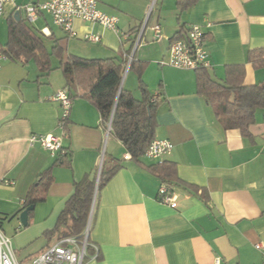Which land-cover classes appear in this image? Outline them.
Wrapping results in <instances>:
<instances>
[{
    "label": "crops",
    "instance_id": "obj_1",
    "mask_svg": "<svg viewBox=\"0 0 264 264\" xmlns=\"http://www.w3.org/2000/svg\"><path fill=\"white\" fill-rule=\"evenodd\" d=\"M150 1L96 0L100 11L118 18L119 33L75 20V37L54 26L46 12L29 23L23 11L15 19L13 6H5L0 48L7 42L8 21L13 18L42 36L48 52L55 43L62 50L61 59L50 57L48 72L32 60L7 59L0 65V229L23 264L55 242V237L44 233L56 225L74 184L86 176L97 178L102 160L106 168L117 166V170L93 196L88 237L99 253L93 259L89 249L84 264H209L214 256L232 264L261 262L255 244H264V108L255 111L248 135L242 136L238 129L224 128L213 108L196 93L194 70L158 62L167 59L170 39L182 27L185 31L198 24L205 35L210 76L225 83L226 68L239 65L243 86L264 83V67L255 68L248 60L250 50L264 47V0H197L186 9H180L176 0H160L143 30L135 58L144 66L141 78L150 95L158 96L155 138L173 144L164 161L175 174L171 182L175 208L158 200L162 181L148 169L157 162L143 155L132 159L110 130L106 132L98 110L81 89L71 90L65 134L56 126L60 107L47 97L65 88L60 61L68 55L121 57L133 32L141 30ZM154 22L161 27L159 41L150 29ZM87 32L99 34L101 40H82ZM131 71L134 76L127 84V74L122 85L133 94L138 76ZM48 133L62 136L66 157L30 143L31 135ZM47 168L53 181L46 198L34 205L23 226L17 213L37 174Z\"/></svg>",
    "mask_w": 264,
    "mask_h": 264
},
{
    "label": "trees",
    "instance_id": "obj_2",
    "mask_svg": "<svg viewBox=\"0 0 264 264\" xmlns=\"http://www.w3.org/2000/svg\"><path fill=\"white\" fill-rule=\"evenodd\" d=\"M196 2L197 0H176V5L180 9H186ZM148 20L149 17L147 22ZM186 31L182 27L170 39V42L178 39L185 40ZM136 34L137 32L134 31L133 37L129 40V46L122 50L121 57L88 59L68 55L66 61H60L65 80L64 89L69 96L72 98V89H81L82 96L98 110L104 127L111 120L110 133L122 143L134 160H138L143 155L146 147L155 138L157 128L155 115L159 104L158 96L154 101L151 100L153 96L150 95L141 78L144 66L138 65L135 54L127 71L134 70L137 73L140 98H135L123 85L120 88L127 61L124 54L131 53ZM7 37L6 44L0 48L7 59L21 63L32 60L41 70L47 72L52 69L50 61L52 55L61 59L62 50L59 45L55 43L51 47V52H48L42 36L23 20L15 21L10 18ZM248 60L255 68L264 67V47L250 50ZM194 72L196 93L203 96L213 108L217 120L224 128L238 129L242 136H247L249 126L254 123L255 111L258 108H264V83L243 86L241 84L243 67L239 65L226 68L225 83L216 81L205 68H198ZM67 154L66 151L62 157H66ZM148 169L162 182L170 185L175 178L172 166L164 160L148 166ZM116 170L117 166L106 168L103 160L97 181L95 174L93 177L86 176L76 182L73 193L67 199L56 225L52 230L45 232L44 236L55 237V242L70 236L80 239L90 216L95 188L98 192ZM52 181L51 168L39 172L30 185L17 215L26 207L44 201ZM32 212L33 209L28 211L29 217ZM89 249L93 251L90 247L87 251ZM89 258L90 255L86 252L83 264Z\"/></svg>",
    "mask_w": 264,
    "mask_h": 264
},
{
    "label": "built area",
    "instance_id": "obj_3",
    "mask_svg": "<svg viewBox=\"0 0 264 264\" xmlns=\"http://www.w3.org/2000/svg\"><path fill=\"white\" fill-rule=\"evenodd\" d=\"M11 4L16 12L23 11L26 21L34 22L42 12H46L51 16L54 26L59 28L68 37H75L76 32L73 28L75 20L91 22L98 24L101 27L119 33L118 18L116 16L107 15L97 8L96 0H46L44 2L17 4L16 0H0V20L3 17L5 6ZM148 11L147 17L144 20L141 30L136 34L133 48L130 54H124L127 58L125 70L128 69L129 64L143 34L144 28L147 26V19L152 12L151 8ZM150 29L153 32L155 41L162 39L160 24L154 22ZM121 37L126 35L120 33ZM82 40L90 43H97L101 40L97 33L87 32L81 36ZM7 60V56L0 51V65L2 61ZM160 65H168L177 69L196 70L198 68H209L208 52L205 48V35L202 26L198 24H191L186 31L185 40H174L170 42L168 49V56L166 60L158 62ZM156 95L151 100L154 101ZM47 100L57 102L60 107V115L58 117L56 126L65 134V127L68 122L69 113L72 105V98L69 96L66 89H60L47 97ZM109 120L106 124V132L110 130ZM30 143H38L40 147L47 150L51 155L58 154L64 156L66 149L62 144V136L54 135L52 133L31 135ZM173 144L168 139L154 138L144 150L143 156L147 159L156 162H162L172 150ZM124 157H129L125 155ZM101 164L99 166V169ZM12 183V182H11ZM172 186L166 182H161L158 188V200L175 208L177 200L175 194L171 190ZM89 225L87 224L80 239L70 236L64 237L45 250L31 258L28 264H83L86 257L87 248L93 250L92 258H96L99 253L98 247L89 241ZM255 247L261 253V262L264 264V244L259 242ZM0 264H23L16 258L12 247V242L0 229ZM209 264H232L225 262L220 256H214Z\"/></svg>",
    "mask_w": 264,
    "mask_h": 264
},
{
    "label": "rangeland",
    "instance_id": "obj_4",
    "mask_svg": "<svg viewBox=\"0 0 264 264\" xmlns=\"http://www.w3.org/2000/svg\"><path fill=\"white\" fill-rule=\"evenodd\" d=\"M151 3H152V0L150 1ZM159 2H160V0H154L153 1V6H152V8H151V10H152V12H153V15H154V13H155V11L157 10V8H158V6H159ZM46 43H47V45H48V47H49V45H50V42L49 41H45ZM85 45H87V43L86 42H83ZM56 59H53L52 60V62L53 63H56ZM129 71H123V73H122V81H124L125 80V78H126V75L127 74H129V77H128V79H126L127 80V84H128V82H129V80H130V78L132 77V76H134V73L131 71V72H129ZM137 87V86H136ZM133 96L135 97V98H139L140 97V92H139V89L137 88L136 89V92L135 93H133ZM103 161V160H102ZM89 220V219H88ZM90 223V222H89ZM88 223V224H89Z\"/></svg>",
    "mask_w": 264,
    "mask_h": 264
},
{
    "label": "water",
    "instance_id": "obj_5",
    "mask_svg": "<svg viewBox=\"0 0 264 264\" xmlns=\"http://www.w3.org/2000/svg\"><path fill=\"white\" fill-rule=\"evenodd\" d=\"M154 0H152L153 2ZM15 19H18V12L15 13ZM122 86V81H121V85H120V88ZM99 171L100 169L98 170V174H97V178H96V181L98 180V176H99ZM96 193V188H95V191H94V194ZM34 208L33 205H30L28 207H26L25 209H23L19 214H18V219L20 221V223L25 226L27 224V219H28V211L32 210Z\"/></svg>",
    "mask_w": 264,
    "mask_h": 264
}]
</instances>
